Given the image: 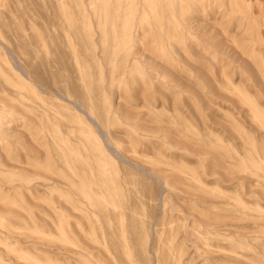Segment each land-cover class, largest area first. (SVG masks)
Returning a JSON list of instances; mask_svg holds the SVG:
<instances>
[{
	"label": "rangeland",
	"instance_id": "1",
	"mask_svg": "<svg viewBox=\"0 0 264 264\" xmlns=\"http://www.w3.org/2000/svg\"><path fill=\"white\" fill-rule=\"evenodd\" d=\"M0 264H264V0H0Z\"/></svg>",
	"mask_w": 264,
	"mask_h": 264
},
{
	"label": "bare ground",
	"instance_id": "2",
	"mask_svg": "<svg viewBox=\"0 0 264 264\" xmlns=\"http://www.w3.org/2000/svg\"><path fill=\"white\" fill-rule=\"evenodd\" d=\"M88 119L91 120L96 126H98L96 121L93 119L91 115H88Z\"/></svg>",
	"mask_w": 264,
	"mask_h": 264
}]
</instances>
